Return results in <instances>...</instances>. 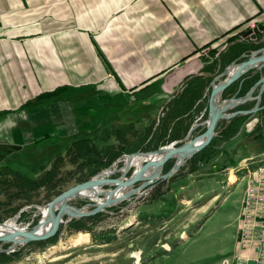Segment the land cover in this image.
Segmentation results:
<instances>
[{"label":"crops","instance_id":"1","mask_svg":"<svg viewBox=\"0 0 264 264\" xmlns=\"http://www.w3.org/2000/svg\"><path fill=\"white\" fill-rule=\"evenodd\" d=\"M254 19L264 0H0V167L105 127L133 96L132 111L177 112L208 54ZM245 123L262 131L264 115Z\"/></svg>","mask_w":264,"mask_h":264},{"label":"rangeland","instance_id":"2","mask_svg":"<svg viewBox=\"0 0 264 264\" xmlns=\"http://www.w3.org/2000/svg\"><path fill=\"white\" fill-rule=\"evenodd\" d=\"M251 24L254 25L253 28ZM263 24L264 21L256 19L248 21L247 27L241 31V34L229 39L230 46L227 44L217 53L208 54L204 70L208 75L188 81L183 92L178 94L174 100L178 102V105L180 102L189 103L190 99L193 102L194 96L201 97L194 102L187 114L178 115L176 118L168 116L171 111L169 106L157 110L158 112L155 111L157 114L148 107L132 111L133 107H137L133 96L134 106L126 109L124 105L121 113L114 114L113 120L105 127L72 137L60 144H52L48 149H43L46 146L44 145L27 148L24 152H16L15 156L2 161L1 164L4 166L2 168H13L12 170L15 171L17 168L26 171L23 175L33 180L51 167L55 157L64 156L68 146L78 139H88L90 144L103 154L107 150H121L127 146H148L147 143L151 137L157 138L159 133L157 130L160 126L167 132L163 139L166 142L159 147L171 143H175L174 146L180 145L189 129L206 119L210 93L209 83L212 81L211 78L213 79L229 65L225 55L230 50L232 53L234 50L232 47L238 45L252 46L243 54H249L264 47L263 33L257 35L260 40L257 37L256 40H252L254 44H244L240 39L246 31ZM250 72L252 74L259 72L261 73L260 78L264 77V68ZM191 85H193L192 92H186ZM205 89V96L202 98ZM257 91L258 88L252 94L253 98L257 95ZM121 101L126 102L124 99ZM253 101L246 102L231 111L241 110L244 107H248L247 110H249L252 108L250 105ZM185 107L184 104L182 108ZM257 114L255 113L256 117ZM185 117H187L184 122L185 126L191 122L187 132L177 140L167 141L172 128L176 129L177 121ZM229 122L226 120L218 122L215 128L216 136L209 145L187 160L165 181L154 187L138 190L136 195L106 208L104 212L74 219L65 225L60 224L55 235L49 239L31 242L16 248L13 252L16 253L9 264H228L232 261V255L236 249L239 214L247 185V173L258 167H264V130L259 131L256 129L257 126H254L253 130L246 132L240 130L243 129V124L234 137L225 140L221 137V132ZM205 127L201 125L196 128L188 139L202 134ZM147 130H150V135L149 139L144 142L143 135ZM151 143L149 146H152ZM37 147L43 151L38 158L33 151ZM156 149L151 147L135 152ZM132 153L122 154L108 168L94 175L121 168L125 156ZM244 155L250 157L244 161ZM172 164L173 160L166 162L163 173H166ZM167 167L169 169L165 170ZM134 170H136L134 167L130 168L126 177H130ZM81 171L86 175L87 170H80L66 162L61 168L60 175L64 176L72 172V178L66 175L64 179L68 180L56 187L54 192L60 190L59 194H61L83 183L79 182V177L83 176ZM119 176L120 172H116L108 178ZM140 184L141 182H136L130 189ZM102 188L110 189V187ZM46 196L47 192L40 190L32 196L29 202L16 198L8 201L12 207L20 205L19 210L0 223H12L17 229L30 230L41 217L38 207L46 205L57 195L49 202L46 201ZM0 200L7 201L2 196ZM69 203L77 208H84L86 211L92 209L86 206L88 201L83 198L72 199ZM3 209L5 206L0 208L2 215L4 214ZM83 236L86 241L75 245V240ZM6 247L7 245L1 246L2 249Z\"/></svg>","mask_w":264,"mask_h":264},{"label":"water","instance_id":"3","mask_svg":"<svg viewBox=\"0 0 264 264\" xmlns=\"http://www.w3.org/2000/svg\"><path fill=\"white\" fill-rule=\"evenodd\" d=\"M264 34V24L246 31L242 38L256 40L258 34ZM243 61L237 62L238 60ZM264 68V47L252 51L249 54H242L237 60L226 66L223 71L217 74L209 83V97L207 101V117L204 121L194 124L180 145L174 146L171 143L156 150L147 152H135L125 156L121 168H116L111 172H100L89 180L77 184L61 194L57 195L49 203L38 207L40 219L28 231L25 229L0 231V253H13L16 248L31 242L47 240L54 236L60 224L65 225L74 219L83 218L104 212L106 208L114 206L124 199L136 195L138 190L147 187H154L156 184L165 181L172 176L187 160L206 148L216 136L215 128L221 120L230 121L234 117H252L258 111L264 109L261 106V96L264 91V77L258 79L243 97H231L222 99L223 91L241 79L250 71H260ZM243 82L241 79L240 84ZM258 88L257 95L253 98L252 94ZM255 101L254 106L249 110H235L234 108L249 102ZM231 111V112H230ZM201 125H205V131L192 139H188L191 133ZM140 158L137 167L132 165L134 158ZM173 160L171 168L163 173L166 162ZM137 168L130 177H126L130 168ZM120 172L117 178H108L109 175ZM136 182L141 184L130 189ZM102 187H110L103 189ZM75 198H83L88 201L87 207L92 209L86 211L84 208H77L70 205V201ZM6 222L0 223V227L5 228ZM7 245L2 249L1 246Z\"/></svg>","mask_w":264,"mask_h":264},{"label":"trees","instance_id":"4","mask_svg":"<svg viewBox=\"0 0 264 264\" xmlns=\"http://www.w3.org/2000/svg\"><path fill=\"white\" fill-rule=\"evenodd\" d=\"M240 32L239 34H241ZM237 36V35H236ZM233 38V37H232ZM208 45L202 47L201 49L204 50ZM247 47V48H246ZM252 46H240L238 45L237 47H232L233 50V55H231V58L227 60V64L231 63L232 61L236 60L241 54L245 53L249 49H251ZM261 73L256 72L255 74H252L250 72L249 74L245 75L242 79L243 82L240 84V81H236L233 84H231L229 87H227L223 93H222V98H230L234 95L236 97H243L249 89L254 85V83L260 78ZM205 80V79H204ZM206 80H211L209 78H206ZM209 83V82H208ZM207 83V84H208ZM201 97H196L194 96L193 102L190 99L189 103L186 101L184 104H186L185 108L180 107L177 112L175 110H171L170 114L168 116H173L176 118L178 115L182 116L187 114L190 109L193 107L194 102L196 100H199ZM183 103V102H181ZM254 101L251 103L253 107ZM189 104V105H188ZM264 105V91L261 96V106ZM199 106V104H198ZM201 109V107L199 108ZM248 107H244L241 110H247ZM239 110V109H238ZM258 115L259 113H263L264 115V109L260 110L257 112ZM186 118L184 119H179L175 126L177 125L176 129L175 127L172 128L169 134V139L167 141H174L179 139L182 135H184L187 130L190 127L191 122L187 123V125H184V121L186 122ZM248 116H241L238 115L234 117L228 125L223 129L222 133V138L225 140H228L232 137H234L239 129L247 124L245 121L247 120ZM184 126L181 128V126ZM162 127L158 128L157 132L158 136L157 138L151 137L150 140L148 141L147 144L152 146H142V145H137V146H132L126 147L125 149L122 148L121 150H107L103 154L99 152L93 145L90 144L88 139H78L74 142H72L67 150L64 156H57L53 160V163L51 164V167L44 171L41 175H39L35 179H29L25 175L21 174L20 172L14 171L9 168H0V196L5 198L7 201L2 202L0 200V208L2 206H5V209H3L2 213L3 215L0 214V222L3 221L6 217L14 215L18 210L19 206L12 207L11 204L8 201H11L12 199H21L24 200L25 202H29L32 196L36 193H38L40 190H45L47 192V196L45 197L46 201L49 202L54 196L58 195L60 193L59 191H55V188L61 185L63 182H65L68 179H64L66 175H69L70 178L73 175V173L69 172L66 173L64 176L60 175L61 168L64 166L66 162H69L70 164L76 166L77 168H80V170H87L86 175H84L81 171V174H83L82 177H79V182H85L89 178H91L95 173L101 171L102 169L108 168L117 158H119L122 154L124 153H132L137 150H147L148 148H153L156 149L160 145L164 144L166 140L163 141V139L166 136V129H161ZM150 135V130L145 131L143 135V140L144 142L149 139ZM146 144V145H147ZM206 150V149H205ZM204 152V151H203ZM92 167V168H91ZM87 168V169H86ZM169 167H167L168 170ZM53 192V193H52ZM48 193L50 195H48ZM10 204V205H9ZM1 213V211H0ZM16 253V252H15ZM15 253L12 254H2L0 253V264H9L12 261V257Z\"/></svg>","mask_w":264,"mask_h":264},{"label":"built area","instance_id":"5","mask_svg":"<svg viewBox=\"0 0 264 264\" xmlns=\"http://www.w3.org/2000/svg\"><path fill=\"white\" fill-rule=\"evenodd\" d=\"M246 184L236 249L228 264H264V173L251 175Z\"/></svg>","mask_w":264,"mask_h":264},{"label":"bare ground","instance_id":"6","mask_svg":"<svg viewBox=\"0 0 264 264\" xmlns=\"http://www.w3.org/2000/svg\"><path fill=\"white\" fill-rule=\"evenodd\" d=\"M139 162H140V158H136V157H135V158L133 159L132 165L137 167V165H138ZM135 169H137V168H135ZM105 173H107V172H105ZM248 173H249V174H248ZM248 173H247V182L250 181V176H251V175H260V174H263V173H264V167H260V168L258 167V168H256L255 170L250 171V172H248ZM10 228H15V229H17L12 223H7L5 228L0 227V231H1V230H10ZM17 230H21V229H17ZM82 241H86V238H84V236H83V237H79V238H77V239L75 240V245H79V244H81ZM73 242H74V241H73ZM85 243H86V242H85Z\"/></svg>","mask_w":264,"mask_h":264},{"label":"flooded vegetation","instance_id":"7","mask_svg":"<svg viewBox=\"0 0 264 264\" xmlns=\"http://www.w3.org/2000/svg\"><path fill=\"white\" fill-rule=\"evenodd\" d=\"M241 39V41L244 43V44H246V40L245 39H243V38H240ZM257 39H258V37H257ZM258 40H260V39H258Z\"/></svg>","mask_w":264,"mask_h":264}]
</instances>
